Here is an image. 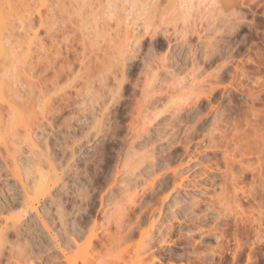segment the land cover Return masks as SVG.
I'll return each instance as SVG.
<instances>
[{"label":"rangeland","instance_id":"1","mask_svg":"<svg viewBox=\"0 0 264 264\" xmlns=\"http://www.w3.org/2000/svg\"><path fill=\"white\" fill-rule=\"evenodd\" d=\"M172 1L177 5L179 0H158L160 14L153 17L150 34L133 48L132 60L127 62L118 88V101L106 102L104 108L87 101L93 114L83 134L89 133L91 140L82 141V150L75 157L66 158L61 167H55L59 181L39 208L47 228L31 216L32 243L42 257L35 264L63 263L52 236L68 256H74L77 248L73 241L83 246L94 220L101 237L106 227L114 233L116 219L123 227L134 226L136 234L113 247L102 248L95 241L90 264H109L118 255L123 260L117 264H200L201 255L207 264H232L231 255L237 250L232 220L221 222L217 214L234 210L233 187L243 212L237 218L245 216L251 221L248 237H237L241 254L234 264H264V0H197L201 5L190 11V22L185 28L180 19L166 18L163 9H169ZM238 10L245 13L247 25L230 31L226 21ZM87 19L85 13L78 19L72 12L66 23L68 36L59 33L58 47L64 50L69 44L68 50L72 48L70 53L62 51L69 54V60L79 57L85 62L92 54L77 30L80 24L89 25ZM193 21L202 23L194 28ZM228 43L239 52L233 59L239 62V70L234 73L229 67L213 78L219 66L230 60L221 58L208 65L204 63L205 55L217 47L222 53ZM83 75L87 74L76 66L61 85L81 80ZM230 83L238 91L230 88ZM241 84L252 91L244 87L241 90ZM216 85L227 87L223 101L220 93L211 99V104L203 100L195 106L192 96L174 101L168 97L188 90L198 94L201 89ZM109 87L115 89L113 83ZM260 90L262 102L252 103L250 96ZM162 96L161 102H150ZM142 100L149 101L142 105L146 107L143 120L148 130L130 145L131 126L139 129L142 122L131 123V109ZM56 140L49 136V143L60 157V140ZM188 140L196 145L191 157L197 162L190 164L184 174L188 178L183 184L187 189L175 192L169 175L159 182L158 177L184 158ZM220 144L223 149H211ZM243 158L249 159L247 166L253 171H240L238 162ZM4 168L0 159L1 173ZM227 168H231L229 173ZM118 170V183L114 185L112 180ZM120 177L124 179L122 183ZM240 191L255 200L250 196L243 199ZM135 194L133 206L129 199ZM193 197L198 202L196 206H192ZM127 204L128 208H122ZM258 205L261 216L256 213ZM142 232L147 233L146 237H141ZM193 241L200 242L196 248ZM214 250L222 252L220 258L211 257ZM136 251H152L154 256L135 261Z\"/></svg>","mask_w":264,"mask_h":264},{"label":"bare ground","instance_id":"2","mask_svg":"<svg viewBox=\"0 0 264 264\" xmlns=\"http://www.w3.org/2000/svg\"><path fill=\"white\" fill-rule=\"evenodd\" d=\"M193 1L179 0L177 5L172 1L169 9H163L166 11V18L172 17L170 21L180 19L185 28L190 22V11L201 5L197 0ZM157 2L158 0H0V159L5 166L4 172H0V264L2 259L5 261L3 264H35V260L42 259L39 249L32 243L31 225L34 222L31 216L34 215L35 220L47 228V224L41 219L39 208L45 205L59 181L55 167H61L66 158L75 157L77 152L82 150V141L87 143L91 140L89 133L83 134L93 114L90 112L93 109L87 106V101L102 108L106 102L118 101V88L127 62L132 60L133 48L139 45L144 35L150 34L153 17L160 14ZM238 11L226 21L230 31L247 25L245 13ZM72 12L78 19L84 13L88 18L89 25L86 27L80 24L81 28L77 29L80 31V40L86 41L92 50L91 56L85 62L79 57L68 59V53L72 49L70 46L71 49L68 50L69 44L64 46L68 53L62 52L64 50L58 47L59 33L61 36H68L66 23L70 22ZM201 18L203 15L199 19ZM201 23L202 21L199 24ZM199 24L195 21L191 23L194 28ZM225 46L226 49L222 53L217 47L216 50H210L209 55H205L204 63L208 65L221 58L230 60L219 66L213 78L225 73L229 67L234 73L239 70V62L233 61L239 53L238 50L230 43ZM73 61L77 63L74 64ZM76 66L82 68L87 75H83L81 80L61 85L62 81L68 80L74 73ZM110 83L115 85V89L109 87ZM262 86L259 85L260 88ZM229 87L238 91L231 83ZM243 87L246 88L241 84L240 89L243 90ZM246 89L248 92L252 91L250 88ZM226 91L227 87L216 85L201 89L198 94L188 90L182 91L180 96L169 94L168 97L174 101L192 96V105L195 106L203 100L211 104V99H214L217 93H220L219 99L223 101ZM262 92L263 90H260L250 96L252 103L262 102ZM162 99L163 96L150 102H161ZM147 102L149 101H139L136 103L137 107L131 109V123L140 120L142 122L139 129L131 126L130 145L142 132L148 130L147 122L143 120L146 117L143 115L146 107L142 106ZM261 113L264 116V110ZM215 117V114L212 115L213 119ZM21 134L24 136L16 139ZM49 136L60 140V157L54 145L49 143ZM215 147L219 150L223 149L224 145L212 146L211 149ZM195 148L196 145L192 144L191 140L186 141L187 154L175 168L161 173L158 182L169 175L175 192L187 189L186 185H183L188 179L184 174L190 164L197 162L191 157ZM224 153L227 154V151L224 150ZM59 158L61 160H58ZM247 164L248 158L238 162L242 173L253 171ZM230 170L231 168H227V173ZM2 176L5 179H2ZM118 176L119 170L112 180L114 185L118 183ZM123 181V177H120L119 182ZM240 194L245 200L250 196H245L243 191H240ZM135 199L136 194L130 197L129 204L134 206ZM252 199L255 200L254 197ZM193 201L192 206H196V197H193ZM240 201L233 187L231 202L234 210L217 214V219L221 222L232 220L233 236L237 244V250L231 255L232 264L241 254L238 235L248 237L247 228H251V221L247 217L238 219L236 216L238 213L243 215ZM129 204L122 208H128ZM106 213L104 210V215ZM256 213L262 215L260 206ZM171 217L175 218V215L172 213ZM96 226L97 222L94 220L83 246H77L73 241L77 248L74 256H68L66 250L52 236L53 243L63 257V263L88 264L93 258L95 241H98L102 248L113 247L121 245L136 234L134 226L123 227L118 219L114 233H111L110 227H106L100 237ZM239 226L242 228H238ZM144 234L145 232H142L141 237ZM146 235L147 233L145 237ZM214 237L218 240V236ZM199 243L193 241L194 248ZM210 255L220 258L222 252L214 250ZM149 256L153 257L154 252L136 251L133 259L141 261ZM198 259L200 264L208 263L203 260L202 255ZM122 260L123 257L118 255L116 260L108 263L117 264ZM247 260H250L249 255ZM218 264H222V261Z\"/></svg>","mask_w":264,"mask_h":264}]
</instances>
